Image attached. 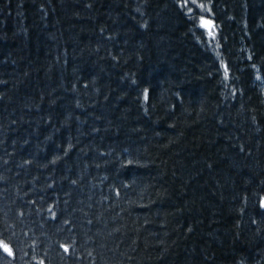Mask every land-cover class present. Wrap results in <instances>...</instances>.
<instances>
[{
    "label": "trees",
    "instance_id": "16d2710c",
    "mask_svg": "<svg viewBox=\"0 0 264 264\" xmlns=\"http://www.w3.org/2000/svg\"><path fill=\"white\" fill-rule=\"evenodd\" d=\"M263 199L264 0H0V264H264Z\"/></svg>",
    "mask_w": 264,
    "mask_h": 264
},
{
    "label": "water",
    "instance_id": "95a60500",
    "mask_svg": "<svg viewBox=\"0 0 264 264\" xmlns=\"http://www.w3.org/2000/svg\"><path fill=\"white\" fill-rule=\"evenodd\" d=\"M262 206H263V208H264V200L262 201Z\"/></svg>",
    "mask_w": 264,
    "mask_h": 264
},
{
    "label": "snow or ice",
    "instance_id": "6c2138e0",
    "mask_svg": "<svg viewBox=\"0 0 264 264\" xmlns=\"http://www.w3.org/2000/svg\"><path fill=\"white\" fill-rule=\"evenodd\" d=\"M5 250H7V248L5 247Z\"/></svg>",
    "mask_w": 264,
    "mask_h": 264
},
{
    "label": "bare ground",
    "instance_id": "6f19581e",
    "mask_svg": "<svg viewBox=\"0 0 264 264\" xmlns=\"http://www.w3.org/2000/svg\"><path fill=\"white\" fill-rule=\"evenodd\" d=\"M263 200H264V199H263ZM263 200H262V201H263Z\"/></svg>",
    "mask_w": 264,
    "mask_h": 264
}]
</instances>
